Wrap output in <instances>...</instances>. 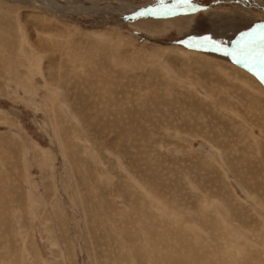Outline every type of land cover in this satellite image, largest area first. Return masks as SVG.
Returning <instances> with one entry per match:
<instances>
[{"label":"rangeland","instance_id":"rangeland-1","mask_svg":"<svg viewBox=\"0 0 264 264\" xmlns=\"http://www.w3.org/2000/svg\"><path fill=\"white\" fill-rule=\"evenodd\" d=\"M52 1L0 0V264H264V10Z\"/></svg>","mask_w":264,"mask_h":264},{"label":"bare ground","instance_id":"bare-ground-1","mask_svg":"<svg viewBox=\"0 0 264 264\" xmlns=\"http://www.w3.org/2000/svg\"><path fill=\"white\" fill-rule=\"evenodd\" d=\"M243 2H244V4H246V5H248L249 7H251V9H252V7L253 8H260L261 10H264V3H257V2H255V1H258V0H242ZM35 2H37L40 6H42V7H44L48 12H54V14H56V15H61V16H63V17H65V15L63 14L64 13V11L66 10V9H64L63 7H61V5L60 4H58L57 2H54V1H52V0H34V3ZM37 3H35V4H37ZM243 4V3H242ZM71 5V4H70ZM131 6V5H130ZM247 7V6H246ZM68 8V7H67ZM128 8H133L132 6L131 7H128ZM74 9V8H73ZM246 9V8H245ZM124 11V10H123ZM55 15V16H56ZM248 17V16H247ZM237 18H239V17H237ZM189 19H191V18H189ZM183 20H185V19H183ZM234 20V19H233ZM240 19H235V21L233 22V23H237V22H240L239 21ZM243 20V19H242ZM175 21V20H174ZM187 21V20H186ZM155 22V21H154ZM176 22V21H175ZM151 23V22H150ZM189 23H190V21H189ZM147 24H149V22H145V25H147ZM217 24H223V25H218V26H214V25H217ZM226 23L224 22H222V23H210V22H197L196 24H195V26L193 27V30L191 31V33L192 34H195V35H203V34H205V35H208L207 37H212L214 40H216L217 42H221V43H223V41H221L222 40V38H220L221 37V34H220V32H221V27H223L224 25H225ZM229 24H231V23H229ZM144 25V24H143ZM191 25V24H190ZM190 25L188 26L189 28H191L190 27ZM241 25V24H240ZM242 27V29H243V26H241ZM186 28H187V26H186ZM188 30H190V29H188ZM190 33V32H189ZM191 34V35H192ZM224 34V33H223ZM239 34L238 33H236V36H238ZM250 35V34H249ZM249 35H247L248 37H250ZM190 36V35H189ZM194 36V35H193ZM239 37V36H238ZM241 37H246V36H241ZM240 37V38H241ZM202 38H204V37H202ZM202 38H200V39H202ZM259 41L261 42V40H260V38H259ZM224 42H226V41H224ZM258 42V41H257ZM227 44H229V47H232V48H234V47H238V45H236L234 42L232 43H226V45ZM233 50V49H232ZM253 50V49H252ZM181 51V50H180ZM183 53V52H182ZM209 54H213L212 52H208ZM184 54L185 55H187V54H189V55H191L189 52L188 53H185L184 52ZM193 55V54H192ZM201 56H203V55H201ZM229 56H232V55H229ZM205 57V56H204ZM215 58V57H214ZM216 64V66L217 67H219L220 68V70L221 71H224V72H226L227 74V76L229 75V73H230V76H231V73H234V74H236V75H238V76H240V77H243L245 80H244V82H245V86L250 90V86L253 88H251V92H256V94L257 95H264V90L262 89V88H260V86H258L256 83V81L254 80V79H252L251 77H249V76H245V75H240L239 73H237L233 68H231V67H229V66H227V65H225V64H222V63H219V62H216L215 63ZM238 67V66H237ZM255 75H257L258 76V73H256ZM259 77V76H258ZM235 80V79H234ZM237 81V80H236ZM253 81V82H252ZM235 82V81H234ZM238 82V81H237ZM243 82V83H244ZM249 84H250V86H249ZM254 84L256 85V86H254ZM23 86V85H22ZM225 211V210H224ZM227 223V222H226ZM231 226H233V225H231ZM229 228V227H228ZM238 231V230H237ZM244 237V236H243ZM222 241V240H221ZM222 244V243H221ZM225 244V243H224ZM219 248V247H218Z\"/></svg>","mask_w":264,"mask_h":264},{"label":"snow or ice","instance_id":"snow-or-ice-1","mask_svg":"<svg viewBox=\"0 0 264 264\" xmlns=\"http://www.w3.org/2000/svg\"><path fill=\"white\" fill-rule=\"evenodd\" d=\"M180 2H181L182 4L188 5L191 11H193V12L196 11V8H195V7L193 6V4H192V0H180ZM262 39H264V38H262ZM203 42H204L205 44H207V43H211L212 41L210 40L209 37H204V38H203ZM262 62H264V61H262Z\"/></svg>","mask_w":264,"mask_h":264},{"label":"water","instance_id":"water-1","mask_svg":"<svg viewBox=\"0 0 264 264\" xmlns=\"http://www.w3.org/2000/svg\"><path fill=\"white\" fill-rule=\"evenodd\" d=\"M136 15V14H135Z\"/></svg>","mask_w":264,"mask_h":264}]
</instances>
